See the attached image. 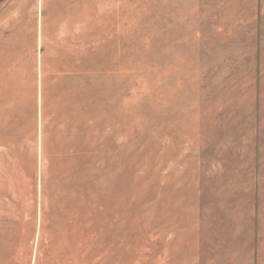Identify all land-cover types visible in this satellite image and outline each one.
Returning a JSON list of instances; mask_svg holds the SVG:
<instances>
[{"label": "rangeland", "instance_id": "obj_1", "mask_svg": "<svg viewBox=\"0 0 264 264\" xmlns=\"http://www.w3.org/2000/svg\"><path fill=\"white\" fill-rule=\"evenodd\" d=\"M0 264H264V0H0Z\"/></svg>", "mask_w": 264, "mask_h": 264}, {"label": "bare ground", "instance_id": "obj_2", "mask_svg": "<svg viewBox=\"0 0 264 264\" xmlns=\"http://www.w3.org/2000/svg\"><path fill=\"white\" fill-rule=\"evenodd\" d=\"M140 160L141 159L139 157H136L134 155L132 156L129 154V152H127V154L126 152H124L122 155L121 161L123 163V168L125 170V179L123 181L125 188L123 186L122 187L125 190V192L136 189L139 185L141 186V184L143 183L145 185H148L159 182L160 180L162 181V177L160 176L158 169L154 174L150 172L152 169V164L149 159H146V161L142 163L140 162ZM141 167L143 168V172L147 173V176H144V174L142 177L138 176L137 171Z\"/></svg>", "mask_w": 264, "mask_h": 264}]
</instances>
